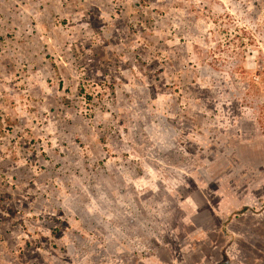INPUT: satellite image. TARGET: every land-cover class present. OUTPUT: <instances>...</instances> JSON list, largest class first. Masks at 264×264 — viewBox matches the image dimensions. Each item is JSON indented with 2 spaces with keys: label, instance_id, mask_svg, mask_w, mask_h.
<instances>
[{
  "label": "rangeland",
  "instance_id": "rangeland-1",
  "mask_svg": "<svg viewBox=\"0 0 264 264\" xmlns=\"http://www.w3.org/2000/svg\"><path fill=\"white\" fill-rule=\"evenodd\" d=\"M0 264H264V0H0Z\"/></svg>",
  "mask_w": 264,
  "mask_h": 264
}]
</instances>
